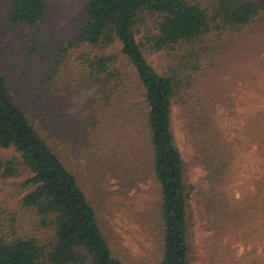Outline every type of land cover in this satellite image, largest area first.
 I'll return each mask as SVG.
<instances>
[{
    "label": "trees",
    "instance_id": "obj_1",
    "mask_svg": "<svg viewBox=\"0 0 264 264\" xmlns=\"http://www.w3.org/2000/svg\"><path fill=\"white\" fill-rule=\"evenodd\" d=\"M51 9L52 0H9L8 21L26 29L24 51L43 74L41 87H34V106L26 93L8 82L0 56V147L20 154L8 159L0 155V180L29 171L26 184L31 189L22 205L37 210L50 234L43 241L0 237V264H123L113 254L77 177L34 122L35 109L46 106L56 82L67 78L68 92L99 83L103 110L117 102L119 109L129 104L136 111L142 127L138 135L149 146V177L161 192L164 252L156 264H188L189 208L195 187L185 181V160L173 131V105L182 106L185 128L199 140L197 158L209 184L199 194L207 217L215 221L242 217L244 210L233 207L226 188L231 145L213 119L200 81L241 31L264 18V0H86L67 35L49 24ZM149 18L156 21V32L140 41L141 26ZM116 43L121 45L119 52L112 51ZM146 46L154 52H173L166 72H158L147 59ZM39 58L43 60L37 62ZM127 64L134 67L144 90L137 103L124 94ZM248 198V208L259 213V199Z\"/></svg>",
    "mask_w": 264,
    "mask_h": 264
},
{
    "label": "rangeland",
    "instance_id": "obj_2",
    "mask_svg": "<svg viewBox=\"0 0 264 264\" xmlns=\"http://www.w3.org/2000/svg\"><path fill=\"white\" fill-rule=\"evenodd\" d=\"M85 3L52 0L49 24L67 35ZM8 11L9 0H0L4 74L34 106V87H41L43 74L24 51L26 29L11 26ZM257 20L213 60L200 81L213 119L231 145L234 158L226 188L233 207L244 210L242 217L223 216L216 221L215 217H207L199 194L209 187L204 165L197 158L199 140L185 128L182 106L176 102L173 105V131L185 160V181L195 187L189 208L188 264L264 263V18ZM150 32H156L153 18L141 26L138 39L145 42ZM120 48L116 43L112 51L119 52ZM145 54L160 73L173 62L169 50L154 52L146 46ZM126 72L129 78L124 94L137 103L144 96L142 84L131 64L126 65ZM70 83V78L56 82L46 106L35 109L34 122L95 207L113 254L123 264H156L164 252L161 192L154 177H149V146L147 139L138 135L141 121L129 104L122 109L117 102L106 105L105 111L100 108L103 102L99 83L68 92ZM0 155L7 159L20 157L13 148L0 147ZM29 176V171L23 169L18 177L0 180V237L19 235L43 241L50 234L37 210L22 205L23 196L31 189L26 184ZM248 197L259 199V213L248 208Z\"/></svg>",
    "mask_w": 264,
    "mask_h": 264
}]
</instances>
